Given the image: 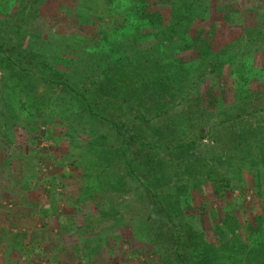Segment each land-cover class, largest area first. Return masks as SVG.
Masks as SVG:
<instances>
[{
    "label": "rangeland",
    "instance_id": "1",
    "mask_svg": "<svg viewBox=\"0 0 264 264\" xmlns=\"http://www.w3.org/2000/svg\"><path fill=\"white\" fill-rule=\"evenodd\" d=\"M80 1L84 0H0V42H4V50L8 49L9 55L23 68L29 67L41 74L43 67L48 70V80H40L36 75L39 80L35 81L36 88L28 99L22 94L10 99L8 74L0 80V114H11L6 100L18 103L14 105L18 109L13 113L14 119L10 120L12 127L8 123L5 128L0 116V264H54L55 256L66 254L65 264H76L78 255H91L95 259L100 255L101 264H181L174 254L168 232L160 226L162 231L159 232L156 221L147 218L145 188L137 181L132 182L118 162L106 169L104 162L96 160L95 149L89 145L96 137L103 138V147L107 143L117 147L122 140L114 136L108 125L87 123L83 112L77 113L72 105V97L66 93L71 92L70 89L60 83L65 80L61 72L68 70L78 72L77 87L84 81L100 79L102 75L94 77L99 67H107L108 60L120 56L119 44L109 48L101 32L109 22V13L113 12L112 0H89L84 3L86 7H79ZM250 1L231 0L247 13L233 17L242 26L229 27L223 22L214 0H211L206 21L201 23L206 28L214 26L216 50L234 43L233 49L248 61L245 69L249 70L251 78L242 87L246 92L239 88L244 97L241 104H234V86L230 78L226 81L213 73L200 79V72L207 69H199L185 85L184 94L173 96L171 89L158 94L149 89L144 94L135 92L132 108H111L114 115L121 116L126 127L136 133L140 131L146 137L144 140L147 143L151 140L158 148L156 151L165 157L163 168L172 179L168 178L165 185L177 181L176 172L185 173L183 176L189 180L208 173L217 185L229 180L230 186L221 187V197L209 185L204 192L196 189L192 192L197 210L206 204L198 224L211 239L214 235L208 227L221 222L227 215L233 216L238 226H246L244 237L252 233L251 228H259L261 222L264 227V165L257 162L264 151V83L254 66L264 63V40H254L257 30L264 31V0H259L257 13L252 11L255 5ZM79 10H82L81 18L75 14ZM163 10L169 18V6L165 5ZM112 20L111 26L122 24L119 14H114ZM248 35L254 43L245 41ZM240 37H243L242 43L235 44ZM150 44L147 40L137 48L142 54L152 52ZM179 51L176 48L174 55ZM195 54L187 51L180 53V57L190 61ZM95 67V73L90 74ZM225 74L228 75L227 70ZM1 75L4 77L0 59ZM51 79H55L54 83L49 81ZM237 82L240 87L243 81ZM129 83L138 88L142 82L135 84L129 80ZM196 84V90L191 93ZM209 88L214 89L218 105L213 107L201 98L198 106L194 95L205 93ZM140 97H146V108L154 107L156 102L166 106L163 112L166 115L150 120L155 115L153 111L143 120L142 114L135 117ZM107 111L109 108L104 113ZM73 116L76 119L72 120ZM169 127L175 128L172 137L167 131ZM193 141L197 146L196 154H186L178 161L175 145ZM139 144L133 143L131 148L137 161L146 152ZM72 161L78 166L69 165ZM98 161L101 162L99 166L95 164ZM96 168L98 171L106 169L109 176L119 171L122 177L124 175L126 187L119 184L106 190L101 184L93 199H81L87 181L85 173L96 175ZM104 207H114L120 212L114 217L96 214ZM189 220L188 223H193V219ZM3 229L19 235L15 239L2 236ZM255 234L254 240L258 239L257 231ZM251 236L246 242H253ZM248 256L240 249L235 252L232 249L220 255L218 263L252 264Z\"/></svg>",
    "mask_w": 264,
    "mask_h": 264
},
{
    "label": "trees",
    "instance_id": "2",
    "mask_svg": "<svg viewBox=\"0 0 264 264\" xmlns=\"http://www.w3.org/2000/svg\"><path fill=\"white\" fill-rule=\"evenodd\" d=\"M88 1H80L79 7H86L87 3H84ZM214 1L216 12L222 15L221 20L223 22L227 23L229 27L233 26V24L242 26L241 22H237L233 17L243 13L247 14L246 11L236 7L231 0ZM111 3L113 4V7H111L113 12L108 15L110 18L109 22L103 27L105 30L101 31L105 36H102V38L107 40L109 48L119 44L118 52H120V56L108 60L107 67H99V71L94 77L102 75L100 79L84 81L80 87H77L78 83L75 82L78 81L76 76L78 72L68 70L61 72V76L65 80L61 81L59 79L58 81H61L60 83L64 88L70 89L69 91L71 92L66 93L72 97L71 103L77 108V113L83 112L82 115L85 117L84 120L87 123L108 125L111 131L114 132V136H118L122 140V144L117 147L109 146L108 143L103 147L104 141L102 137L93 138L92 143L90 142L89 145H92L95 149L96 160L100 159L101 162H104L106 169H108V166L111 167L115 162L120 163L125 170V174L131 176V181H137L140 183L139 185L145 188L144 193L147 198V207L149 208L147 218L156 221L155 223L159 232L162 229L164 232H168L167 235L172 243L174 254L181 264H219L218 261L221 260L219 259L220 255L230 252L232 249L234 252L240 249L245 255H250V257H247V260L251 259L252 264H264V227H262V222L259 228H251L254 232L252 231L248 236L252 235L249 238H252L253 242H246V238L248 237H244L247 233L246 226L240 227V224L238 226L235 223L237 221L234 222V218L231 215H227L221 222L213 223L208 227V229H211L214 239L209 238L206 235V230L199 227L198 221L201 220L202 212L206 210V204H202L197 210L192 192L194 189L198 190V192H204L205 187L209 185L221 197V187L230 186L229 180H222V184L217 185L216 181L208 176V173L207 176L189 180L183 176L185 173L177 174L175 171L174 175L177 181L173 185L168 186V183L165 185L171 176L163 168L165 157L161 156L159 151H156L158 149L157 146H154L150 139V142L147 143L144 140L146 139L145 135L141 134L140 131L138 133L131 131L124 125L125 123H122L121 116L114 115L111 111L112 107L116 110H122L126 106H131L132 108L134 100H136L135 92L144 94L151 89L155 93L162 94L169 92L171 89L170 93L173 92V96L175 94H184L182 91L185 90V85L191 79L192 74L199 69H207L206 72H200V79H203L207 74L213 73H215L216 78H225V80L226 78H230L234 86V89H232L234 104H241L244 101V97L241 95L239 88L242 89L251 78L248 76L249 70L245 69L248 67V61L242 59L239 53L233 49L234 43L227 44L224 49L216 50V46L214 45L216 37L214 26L206 28L204 24H201L206 21L207 12L211 8V0H112ZM250 3L255 5L252 11L257 13L260 1L251 0ZM165 5H168L170 8L169 18L163 10ZM80 11L82 10H79L77 13L75 12V14L81 18ZM114 14H119L122 19V24L116 27L111 26V23L114 21L112 20ZM257 21L254 20V22ZM243 37L236 39L235 44L238 42L242 43ZM244 39L247 42L253 41L251 37L249 38V35ZM257 39L264 40V31L262 29L257 30V36L254 40ZM147 40L151 41L152 44H150L149 48L153 51L142 54L143 51H140L137 45L144 44ZM4 46V42L1 41L0 59L3 64L4 77L1 75L0 80H4L8 74L11 91L10 99L15 98L19 94H22L23 98L28 99L36 88L35 81L39 80L36 75L40 80H48L46 77L48 70L46 67H43V69H40L42 70L41 74L40 71L38 72L29 67L23 68L19 61H16L9 55L8 49L4 50ZM129 47H131L130 50L128 49ZM176 48L180 49L177 56L174 55ZM187 51L196 52L195 58L186 61L180 57V53ZM225 66L230 67V70L224 69ZM254 66L259 70V73L256 72L257 76H260L259 79L264 83V63ZM96 68L90 74H94ZM226 70L228 71V75L225 74ZM53 80L55 79L49 81L54 83ZM129 80L135 84L140 81L142 83L137 88L136 86L133 87L134 84H130ZM241 80L243 82H241L242 85L239 87L240 84L237 85V81ZM234 81H236V84ZM17 86L20 88H15ZM196 86L197 84L194 86L195 88H191V93L196 90ZM131 87L133 89H130ZM141 88L143 89L141 90ZM242 90L246 92L247 89ZM3 93L5 94L4 90ZM194 96V101L198 103V106L200 105L199 100L201 98L205 102H208L209 105H213V107L218 105V99L214 95V89L212 88L207 89L202 94L198 92ZM140 98L138 101V113L135 117H139L142 114L143 120L148 114L154 113L153 111H155V115L151 116L150 120L166 115V113L163 114L167 108L166 106L159 105L156 102L154 103V107L146 108L148 104L145 99L146 97ZM6 103L7 105H5L9 107L11 114L6 113V116L3 113L0 114L4 119L5 128L8 127V123L10 127L13 126L10 120L14 119L13 113L15 110H18L14 106L18 103L12 100H6ZM20 106L24 108L22 105ZM106 108H109V111L104 113ZM144 108L146 110L142 112ZM72 118L74 120L76 116ZM232 118L227 117V119ZM174 130L175 128L171 129L170 127L169 130L167 129L170 137L174 136ZM137 142L140 143L139 146H144L142 147L143 150H146L144 157H141L139 161H137L138 159L131 152L132 144ZM174 149L177 151L175 155L179 161V159H184L186 154L187 156L195 155L197 146L193 141L187 145H175ZM75 160L77 161V159ZM76 161L70 162L69 165L78 166L76 165ZM100 161L95 162V164L99 166ZM257 162L264 165V151L262 152L261 159ZM106 169L103 168L98 171V168H96V175L85 173L84 177H87V181L81 199L85 198V201L93 199L94 193L100 189L101 184L106 190H112L116 186H119V184L126 187L124 175L122 177L119 171H117L118 174L114 172L109 176L106 174ZM170 180L172 179L169 178ZM240 189L242 193H245V189L243 190L241 187ZM102 196L105 198L104 195ZM258 196H261V194ZM114 207H104L99 209L96 214L100 216L112 215L114 217L120 212L117 209L115 210ZM200 209L203 211H200ZM189 218L193 219V223H188L191 221ZM255 230L257 231L258 239L254 240V236L256 235ZM24 234L26 236L27 233ZM4 235L15 239L14 237L19 234L17 232L12 233L8 229H3L2 236ZM239 236H242V238ZM95 250H98L97 247ZM57 256L54 257V264H65V261L68 259L67 254ZM101 262L100 255H96V259L92 258L91 255H78L76 264H101Z\"/></svg>",
    "mask_w": 264,
    "mask_h": 264
}]
</instances>
